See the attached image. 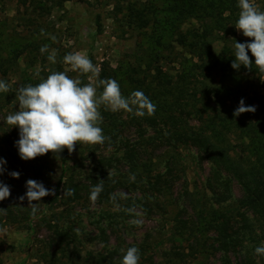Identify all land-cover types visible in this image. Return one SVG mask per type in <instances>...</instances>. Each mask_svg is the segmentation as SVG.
<instances>
[{
    "label": "rangeland",
    "instance_id": "obj_1",
    "mask_svg": "<svg viewBox=\"0 0 264 264\" xmlns=\"http://www.w3.org/2000/svg\"><path fill=\"white\" fill-rule=\"evenodd\" d=\"M255 2L264 10V0ZM225 9L219 0H0V79L10 85L0 92V181L11 190L0 201L7 210L0 214V264H122L132 246L139 264H264L255 254L264 245V220L258 223L240 187L186 137H211L244 166L257 161L246 131H264V73L250 52L251 70L231 67V39L251 41L235 28L239 14ZM75 51L86 52L100 78L115 79L124 96L143 91L155 114L102 106L103 145H76L64 163L51 152L22 160L19 129L6 123L19 110L17 90L55 71L88 83L63 63ZM242 99L256 111L234 116ZM29 179L56 190L37 202L35 215L19 200ZM98 181L103 191L93 203ZM63 189L77 193L63 196ZM226 218L237 241L231 251L218 242Z\"/></svg>",
    "mask_w": 264,
    "mask_h": 264
},
{
    "label": "clouds",
    "instance_id": "obj_2",
    "mask_svg": "<svg viewBox=\"0 0 264 264\" xmlns=\"http://www.w3.org/2000/svg\"><path fill=\"white\" fill-rule=\"evenodd\" d=\"M239 15L235 28L242 32L251 42L240 43L234 41V56L231 67L239 70L241 66L251 70L253 63L248 53L254 57L255 67L264 73V10H261L255 0H239ZM41 35H45L41 30ZM51 40L56 37L52 35ZM49 51V46L41 47L43 54ZM48 59L56 62V52L53 49ZM63 63L70 66L72 72L87 75L89 82L82 83L80 78H72L66 71H55L42 79L36 85L29 84L17 90L19 110L7 115L6 123L19 129V140L16 146L20 158L25 161L34 160L48 153L60 154L65 149L71 154L76 145H103L108 137L104 135L100 126L103 122L101 107L113 113L123 111L136 117L154 115L156 104L143 91H133L124 96L119 83L112 78L101 79V67L94 64L83 51H75L63 57ZM102 89V91H101ZM10 85L0 79V92L7 93ZM255 106L245 107L243 99L240 101L234 116L243 113H254ZM6 161L0 158V175H3ZM13 178L18 179V172H11ZM131 180L135 177L131 176ZM104 181H98L90 193V200L95 203L103 191ZM26 193L19 197L21 203L27 199L32 214L38 211V204L46 196H54L56 190L47 189L42 182L29 179L26 182ZM74 190L63 189V196H71ZM11 195L10 187L0 181V201ZM115 194L112 200L115 201ZM35 202V203H33ZM119 207V205H116ZM133 212L134 209H128ZM0 214H7V210L0 208ZM139 226L140 220H133ZM123 251V250H122ZM255 254L264 255V245L255 249ZM140 250L129 247L122 259V264H139Z\"/></svg>",
    "mask_w": 264,
    "mask_h": 264
},
{
    "label": "trees",
    "instance_id": "obj_3",
    "mask_svg": "<svg viewBox=\"0 0 264 264\" xmlns=\"http://www.w3.org/2000/svg\"><path fill=\"white\" fill-rule=\"evenodd\" d=\"M221 4L225 6V10L236 16L239 14V0H224ZM190 134V136H189ZM188 138L199 148L205 150L210 161L221 169L231 180H233L239 187L242 193L243 205L254 212L258 223L259 219L264 220V164L262 160L259 162V155L264 157V131H246V138L252 144L250 153L254 152L257 157L254 164L242 165L236 158L232 157L229 151L222 145H217L212 141L211 137H199L193 131H189ZM216 136V135H215ZM260 142L263 143L260 144ZM67 149L61 155V162L64 163L67 156ZM169 187L172 181H167ZM166 184V185H167ZM162 187V191H166L169 187ZM77 193L74 190V194ZM73 194V195H74ZM246 219H243L245 221ZM233 222L232 218H226V221L221 223L217 229L218 242L221 244L223 251H231L236 248V237L232 235ZM122 262V259L119 260ZM20 264H24L21 262ZM97 264H113L112 259L99 258Z\"/></svg>",
    "mask_w": 264,
    "mask_h": 264
}]
</instances>
